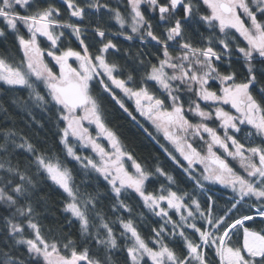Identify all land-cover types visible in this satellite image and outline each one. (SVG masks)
<instances>
[{
	"label": "snow or ice",
	"instance_id": "6c2138e0",
	"mask_svg": "<svg viewBox=\"0 0 264 264\" xmlns=\"http://www.w3.org/2000/svg\"><path fill=\"white\" fill-rule=\"evenodd\" d=\"M0 25V94L27 93L0 264H264V0H0Z\"/></svg>",
	"mask_w": 264,
	"mask_h": 264
},
{
	"label": "trees",
	"instance_id": "16d2710c",
	"mask_svg": "<svg viewBox=\"0 0 264 264\" xmlns=\"http://www.w3.org/2000/svg\"><path fill=\"white\" fill-rule=\"evenodd\" d=\"M2 26V25H1ZM12 37H9V40H11ZM123 43L124 47H127L128 44L121 41ZM27 93L25 91H17V92H11L5 90L2 94H0V104H2L5 108L8 109V116L5 117L3 112H0V129L10 128L13 126V121L15 122V127L17 128H23L24 124L21 122L23 119V114L20 112V110L15 109L11 106L12 100L16 96L24 97ZM110 126L114 127L115 130L121 135L122 140L131 148L135 155L141 160V162H144L145 159L150 158L152 155H160L161 158H163V154L159 149V146L156 145L154 142L148 140L142 132H140L138 129H136L126 118H118L115 120H111ZM147 127V125H145ZM93 132H95L94 129H90ZM150 131H152L151 128H149ZM96 134V133H95ZM94 135V133H93ZM160 142L164 143V140L162 137H159ZM102 143H105V146L107 147L106 142L101 141ZM69 167L75 168V164H69ZM78 181L81 179V177H77ZM150 186V190H151ZM221 186H215V190L217 191V195L220 197V203L223 204L224 197H226L229 192L228 190L221 191ZM59 198V194H56L54 196V199ZM131 203H138L137 201L133 200ZM139 223V221H138ZM117 232H119V229L117 228ZM146 234V233H145ZM93 255H97V252L95 248H93L92 251ZM99 255H103V253H100ZM118 259L121 261V264H123V257L120 256Z\"/></svg>",
	"mask_w": 264,
	"mask_h": 264
},
{
	"label": "rangeland",
	"instance_id": "374dc122",
	"mask_svg": "<svg viewBox=\"0 0 264 264\" xmlns=\"http://www.w3.org/2000/svg\"><path fill=\"white\" fill-rule=\"evenodd\" d=\"M93 133H94V135H95V132H93ZM93 133H92V134H93ZM234 166H236V165L234 164Z\"/></svg>",
	"mask_w": 264,
	"mask_h": 264
},
{
	"label": "flooded vegetation",
	"instance_id": "af4514ba",
	"mask_svg": "<svg viewBox=\"0 0 264 264\" xmlns=\"http://www.w3.org/2000/svg\"><path fill=\"white\" fill-rule=\"evenodd\" d=\"M1 26V25H0Z\"/></svg>",
	"mask_w": 264,
	"mask_h": 264
}]
</instances>
